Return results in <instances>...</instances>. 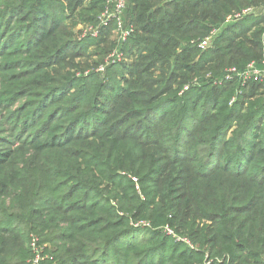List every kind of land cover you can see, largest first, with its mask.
<instances>
[{
	"label": "trees",
	"instance_id": "obj_1",
	"mask_svg": "<svg viewBox=\"0 0 264 264\" xmlns=\"http://www.w3.org/2000/svg\"><path fill=\"white\" fill-rule=\"evenodd\" d=\"M107 5L0 0V56L31 68L0 89V264H34L33 239L36 264H264V76L228 77L262 66L243 12L264 0H127L124 58L66 71L108 53Z\"/></svg>",
	"mask_w": 264,
	"mask_h": 264
},
{
	"label": "rangeland",
	"instance_id": "obj_2",
	"mask_svg": "<svg viewBox=\"0 0 264 264\" xmlns=\"http://www.w3.org/2000/svg\"><path fill=\"white\" fill-rule=\"evenodd\" d=\"M252 12L255 13V15L263 14L264 13V6L255 8L252 10ZM86 28H87L86 25H82L79 27L80 38L84 37L83 33H84V30ZM25 34L26 33H24L23 35H25ZM117 40H118V32L114 31L110 37V42L106 43L104 45L106 50L108 51L107 54L100 55V54L94 53L93 56H81V57L74 58L73 60L78 65V67H76V66H75V68L67 67L66 71L70 70L73 72L75 69H78L77 70L78 74H82L80 72L83 70H85L86 72L95 71L98 68V66H100V64H102L106 59H108V56H111L114 53L116 47H114L113 44H111V43L117 42ZM22 45L23 44L16 43V45L12 49H10V50H13V53L0 56V89L2 88L3 84H6L8 86L10 84V82L13 81L12 78H9L8 74H10L12 76L14 75L15 79L20 80L17 76H21L24 73V71L29 72L31 70V68L28 67V58L29 57L27 55L21 53V52H17L18 50L21 51L20 48H22ZM93 50L95 51L97 49L93 46L89 48V52H92ZM1 62H3V63L1 64ZM10 63L14 64L15 68L5 70L4 67L7 68V66H9ZM7 88L9 89V87H7ZM36 91H39V90H36ZM29 100H35V97L34 96H25L24 98H22L21 101H19L18 104H20V106H21L23 103H25ZM33 106L34 105H32L30 107V109H32ZM4 122H5L4 123L5 125L3 127L4 129H2V131H0V133L2 135L6 136V138H7L9 136L10 132H12V130H11L12 124L7 122V121H4ZM37 126H39V125H37ZM34 128L35 127H33V130H34ZM36 128H38V127H36ZM0 147L1 148H8L6 143H3V144L1 143ZM40 250H41V248H40Z\"/></svg>",
	"mask_w": 264,
	"mask_h": 264
},
{
	"label": "built area",
	"instance_id": "obj_3",
	"mask_svg": "<svg viewBox=\"0 0 264 264\" xmlns=\"http://www.w3.org/2000/svg\"><path fill=\"white\" fill-rule=\"evenodd\" d=\"M110 4H113V6H109ZM127 6V0H108V5L106 6L105 11L100 17V24L106 25L108 23V20L113 17L117 20L116 30L118 32V40L119 41H125L130 34H132L135 30L134 26L130 24L129 26H126L124 24V21L122 19V14ZM253 8L246 9L243 13H250L252 12ZM242 14H237L235 17L239 18ZM99 33V30L97 27L89 26L84 30V35L92 34L94 36H97ZM212 37L206 38L203 42H201L200 47L206 48L211 43ZM111 56H115L119 60L124 58V54L122 52H118L117 50L114 51V53ZM104 65H101L98 70H103ZM237 75L238 78L242 81V83H246L249 79L252 77H263L264 76V61L262 63V66H258L255 63H250L244 70L238 71L235 68L231 69V73L228 75V77ZM169 232H172V230L168 229ZM31 245L36 253L34 258V264H36L42 257L40 254V250L36 245V239H33L31 242Z\"/></svg>",
	"mask_w": 264,
	"mask_h": 264
}]
</instances>
